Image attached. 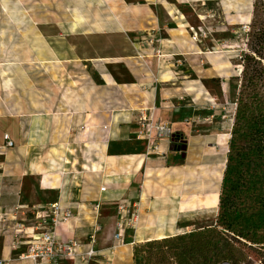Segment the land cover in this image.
Listing matches in <instances>:
<instances>
[{
  "label": "crops",
  "instance_id": "crops-1",
  "mask_svg": "<svg viewBox=\"0 0 264 264\" xmlns=\"http://www.w3.org/2000/svg\"><path fill=\"white\" fill-rule=\"evenodd\" d=\"M212 2L0 0V67L22 76L18 113L0 106V264H31L18 259L26 246L10 248L13 231L55 202L72 211L61 231L81 251L94 226L93 248L112 245L117 207L138 204L139 224L125 230L110 264H132L134 246L214 217L228 134L203 117L209 80L197 72L212 68L192 30ZM37 68L45 85L27 77ZM50 82L69 93H43ZM140 116L172 131L149 155ZM4 135L13 148L1 150Z\"/></svg>",
  "mask_w": 264,
  "mask_h": 264
},
{
  "label": "trees",
  "instance_id": "trees-1",
  "mask_svg": "<svg viewBox=\"0 0 264 264\" xmlns=\"http://www.w3.org/2000/svg\"><path fill=\"white\" fill-rule=\"evenodd\" d=\"M245 40L232 125L238 143L230 141L215 222L136 246L134 264H248L247 245L264 244V0H253Z\"/></svg>",
  "mask_w": 264,
  "mask_h": 264
},
{
  "label": "rangeland",
  "instance_id": "rangeland-1",
  "mask_svg": "<svg viewBox=\"0 0 264 264\" xmlns=\"http://www.w3.org/2000/svg\"><path fill=\"white\" fill-rule=\"evenodd\" d=\"M252 4L253 0H215V2L206 4L203 7L201 22L198 21L197 24H194L195 27L192 28L197 33L194 36L195 44L203 47L205 59L202 61L204 65L209 62L208 64L212 68H205L203 71L197 72V74H201L203 78L209 80L208 92L203 89V117L211 122L213 128L228 134L227 157L234 152V148L230 145L232 138L235 141V146L238 143L236 142V136L232 135V125L234 122L235 98L239 86L238 80L241 73L240 57L245 50V35L251 21ZM65 29V25L60 24V33L65 34ZM65 41H68V38ZM65 44L67 43L65 42ZM1 59L0 56V63ZM190 62H193V59ZM59 69H61L59 75L62 77L64 68L60 67ZM8 76H11V80H8ZM64 76L66 75L64 74ZM27 77L30 78L33 85H45L46 80L50 79L40 68L27 71ZM65 78L62 77L59 81L65 83ZM20 80H22V76L20 77L19 71H3L0 67V106H4V109L11 114H17L19 111L17 87ZM48 87L49 89L43 91V93H69L67 88L54 87L51 82ZM36 92L35 88L31 86L26 92L27 97L29 98L31 94ZM239 135H241L239 141L243 142L242 132ZM58 173L63 174V170ZM106 212L113 213V215L116 213L112 210ZM211 212L213 211L211 210ZM216 214H214V217L208 218L205 215L197 219L179 233L186 234L199 227L214 224ZM109 246L111 244L106 248H109ZM247 249L249 252L248 264H264V244L247 245ZM132 264H134L133 257Z\"/></svg>",
  "mask_w": 264,
  "mask_h": 264
},
{
  "label": "built area",
  "instance_id": "built-area-1",
  "mask_svg": "<svg viewBox=\"0 0 264 264\" xmlns=\"http://www.w3.org/2000/svg\"><path fill=\"white\" fill-rule=\"evenodd\" d=\"M140 125L143 130L138 135L146 142V155L157 152L156 141L171 138L172 131L167 124H151L146 118L140 116ZM3 141L1 150L14 147V143L8 135L3 136ZM101 191H104V188ZM97 208L96 205L93 210L97 212ZM117 215L118 219L115 222L112 236L113 244L104 250H95L92 244L99 227L94 226L93 234L88 239L89 248L81 251L80 243L73 238L64 237L61 231L62 228L69 227L73 219L72 211L55 202L49 204L45 210H33L31 226L23 227L20 223L16 224L10 248L16 250L20 245L26 246L25 253L21 254L18 259L29 261L31 264H62L63 262L92 264L97 259L100 261L99 264H110L111 256L115 250L124 245L125 230H135L139 224L138 204L119 205Z\"/></svg>",
  "mask_w": 264,
  "mask_h": 264
},
{
  "label": "water",
  "instance_id": "water-1",
  "mask_svg": "<svg viewBox=\"0 0 264 264\" xmlns=\"http://www.w3.org/2000/svg\"><path fill=\"white\" fill-rule=\"evenodd\" d=\"M178 150H180V151H184V150H185V147L182 146V147L178 148Z\"/></svg>",
  "mask_w": 264,
  "mask_h": 264
}]
</instances>
